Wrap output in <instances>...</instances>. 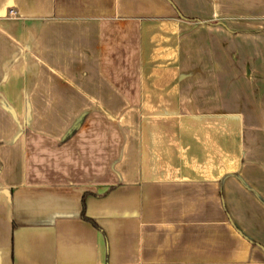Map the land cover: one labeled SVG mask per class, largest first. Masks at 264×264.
<instances>
[{
    "label": "crops",
    "instance_id": "obj_1",
    "mask_svg": "<svg viewBox=\"0 0 264 264\" xmlns=\"http://www.w3.org/2000/svg\"><path fill=\"white\" fill-rule=\"evenodd\" d=\"M0 264H264V0H0Z\"/></svg>",
    "mask_w": 264,
    "mask_h": 264
},
{
    "label": "built area",
    "instance_id": "obj_2",
    "mask_svg": "<svg viewBox=\"0 0 264 264\" xmlns=\"http://www.w3.org/2000/svg\"><path fill=\"white\" fill-rule=\"evenodd\" d=\"M8 15H9V17H15L16 16V11L14 9H9Z\"/></svg>",
    "mask_w": 264,
    "mask_h": 264
},
{
    "label": "water",
    "instance_id": "obj_3",
    "mask_svg": "<svg viewBox=\"0 0 264 264\" xmlns=\"http://www.w3.org/2000/svg\"><path fill=\"white\" fill-rule=\"evenodd\" d=\"M180 15V14H179ZM181 16V15H180ZM239 232V231H238ZM240 233V232H239Z\"/></svg>",
    "mask_w": 264,
    "mask_h": 264
},
{
    "label": "rangeland",
    "instance_id": "obj_4",
    "mask_svg": "<svg viewBox=\"0 0 264 264\" xmlns=\"http://www.w3.org/2000/svg\"><path fill=\"white\" fill-rule=\"evenodd\" d=\"M196 6V5H195Z\"/></svg>",
    "mask_w": 264,
    "mask_h": 264
},
{
    "label": "trees",
    "instance_id": "obj_5",
    "mask_svg": "<svg viewBox=\"0 0 264 264\" xmlns=\"http://www.w3.org/2000/svg\"><path fill=\"white\" fill-rule=\"evenodd\" d=\"M84 216V215H83Z\"/></svg>",
    "mask_w": 264,
    "mask_h": 264
}]
</instances>
